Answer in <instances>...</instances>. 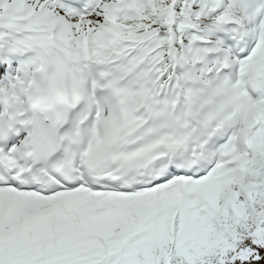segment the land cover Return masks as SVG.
<instances>
[{"label":"snow or ice","instance_id":"6c2138e0","mask_svg":"<svg viewBox=\"0 0 264 264\" xmlns=\"http://www.w3.org/2000/svg\"><path fill=\"white\" fill-rule=\"evenodd\" d=\"M0 264H264V0H0Z\"/></svg>","mask_w":264,"mask_h":264}]
</instances>
